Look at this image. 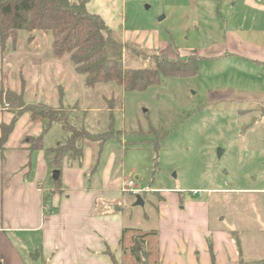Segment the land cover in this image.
<instances>
[{
    "label": "rangeland",
    "instance_id": "374dc122",
    "mask_svg": "<svg viewBox=\"0 0 264 264\" xmlns=\"http://www.w3.org/2000/svg\"><path fill=\"white\" fill-rule=\"evenodd\" d=\"M99 2L103 12L98 15L107 18L114 36L144 52L134 56L122 50L123 58H130L131 64L153 66L154 55L181 60L199 57L198 71L163 78L159 85L141 91H124L112 83L88 86L85 77L72 68L69 71L66 64L63 79H56L53 71V80L62 86H56L58 104L61 98L64 105L83 110L88 131L112 132L102 145L94 173L90 168L98 146L85 147L91 152L85 170L89 181L85 178L84 184L100 187L103 173L110 180L122 177L134 181L142 191L124 195L122 214L129 227L139 229L164 231L162 220H177L175 212L187 208L188 202L209 203L214 218L223 216L248 231V259H263L264 252H257L254 246L264 242V195L252 189L264 187V98L248 96L264 94L262 69L247 58L218 56L216 48L207 53L206 49L222 38L216 4L190 7L188 0ZM26 33L18 31L14 43L16 52L27 47V54L16 55L10 64L4 57L1 70L28 81L38 75L39 64L44 66L42 56L32 51L44 53L52 34L42 33L34 36L36 42L27 43ZM40 73L48 78L47 72ZM112 96L110 112L104 99ZM2 108L11 109L7 103ZM62 137L53 126L45 137L46 145L54 146ZM166 190L170 194L164 202ZM137 194H141L143 205L134 204ZM159 202L165 205L163 213L157 212Z\"/></svg>",
    "mask_w": 264,
    "mask_h": 264
},
{
    "label": "crops",
    "instance_id": "0c3cea01",
    "mask_svg": "<svg viewBox=\"0 0 264 264\" xmlns=\"http://www.w3.org/2000/svg\"><path fill=\"white\" fill-rule=\"evenodd\" d=\"M99 1L88 0L87 11L95 14L103 12ZM210 3L216 4L222 21V38L216 45L208 47L207 53L216 48L221 57L247 58L260 66L264 74V0L187 2L190 7ZM102 17L107 22V18ZM42 33L45 31H40L38 35L27 31L25 41L36 42L34 36ZM51 43L52 37L44 53L32 51L42 56L44 66L39 64L38 75L27 81L20 75L16 78L14 74H3L1 70L3 61L10 64L16 55L27 54L28 50L22 47L20 52H16V44L8 41L7 49L0 52V89L20 93L26 103L57 107L56 86L61 84L53 80L52 72L56 79H63L66 64L69 71L72 68L77 73L67 55L55 57L52 54ZM42 70L47 72L48 78L41 77ZM248 96L264 98V94ZM12 117V112L0 106V123H9ZM40 132L41 124L32 122L28 114L23 113L17 117L5 148L0 152V264L118 263L122 257L119 244L121 231L130 224L122 214L124 195L129 193L123 190L126 179L117 177L110 180L103 173L100 187L85 185V170L90 164L91 151L84 148L80 162L62 160L60 182L55 184L51 146L32 151L27 147L26 138L38 136ZM92 166L90 171L94 173L97 168ZM104 171L107 172L108 168ZM252 190L264 195V187ZM168 192L163 193L164 202H167ZM208 204L188 202L187 208L182 207L175 212L177 220L171 221L169 217L162 220L165 233L157 231L161 264H239L240 261L259 260L258 257L248 259L249 244L245 241L248 231L237 228L223 216L216 215L214 218ZM156 207L158 213H163L164 203L159 202ZM252 208L255 210L258 207ZM234 221L241 225L238 219ZM261 235L264 236V231ZM262 246L264 242H258L254 248L257 252H264Z\"/></svg>",
    "mask_w": 264,
    "mask_h": 264
},
{
    "label": "trees",
    "instance_id": "16d2710c",
    "mask_svg": "<svg viewBox=\"0 0 264 264\" xmlns=\"http://www.w3.org/2000/svg\"><path fill=\"white\" fill-rule=\"evenodd\" d=\"M87 1L0 0V52L8 41L14 44L18 31H49L52 34V54L55 57L67 55L75 72L85 77L88 86L112 83L124 91H141L159 85L163 78L197 73L199 57L181 60L154 55L153 66L131 64L130 58H123L122 50L134 56L144 52L118 40L100 15L87 11ZM104 100L112 112L113 107L108 102L113 100V96L108 101ZM5 103L11 108L9 111L13 117L7 124L0 123V152L5 148L17 117L26 113L32 122L41 124L38 136L26 138L29 151L47 148L45 137L55 126L63 134L61 140L57 139L58 142L50 147L54 153L55 168H61L64 158L69 162H80L84 148L92 143L98 146L92 166L97 168L102 145L112 132L88 131L84 126L85 112L77 105H64L61 98L57 107L26 103L20 93L0 89V106ZM119 244L122 251L119 264H161L158 232L155 229L124 227ZM239 264H264V258L240 261Z\"/></svg>",
    "mask_w": 264,
    "mask_h": 264
},
{
    "label": "built area",
    "instance_id": "2783aa9c",
    "mask_svg": "<svg viewBox=\"0 0 264 264\" xmlns=\"http://www.w3.org/2000/svg\"><path fill=\"white\" fill-rule=\"evenodd\" d=\"M123 186H124V190L131 194L140 193L142 191V189L138 188L137 185L132 180L124 181Z\"/></svg>",
    "mask_w": 264,
    "mask_h": 264
},
{
    "label": "water",
    "instance_id": "95a60500",
    "mask_svg": "<svg viewBox=\"0 0 264 264\" xmlns=\"http://www.w3.org/2000/svg\"><path fill=\"white\" fill-rule=\"evenodd\" d=\"M39 30H37V31H35V34L37 35V34H39ZM220 150L218 149V152H219ZM59 174H60V171H59V169H55L54 171H53V175H52V177H53V179L54 180H57L58 178H59ZM135 205H143V200H142V198H141V196L139 195V194H137L136 195V201H135V203H134Z\"/></svg>",
    "mask_w": 264,
    "mask_h": 264
}]
</instances>
